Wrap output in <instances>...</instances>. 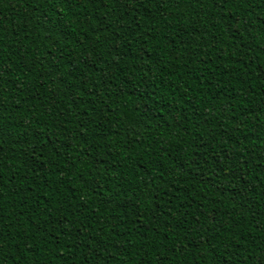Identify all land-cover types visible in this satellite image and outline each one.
<instances>
[{
  "label": "trees",
  "instance_id": "obj_1",
  "mask_svg": "<svg viewBox=\"0 0 264 264\" xmlns=\"http://www.w3.org/2000/svg\"><path fill=\"white\" fill-rule=\"evenodd\" d=\"M0 264H264V0H0Z\"/></svg>",
  "mask_w": 264,
  "mask_h": 264
}]
</instances>
